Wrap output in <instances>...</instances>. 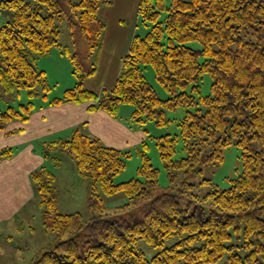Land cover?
Returning <instances> with one entry per match:
<instances>
[{
	"label": "trees",
	"instance_id": "obj_1",
	"mask_svg": "<svg viewBox=\"0 0 264 264\" xmlns=\"http://www.w3.org/2000/svg\"><path fill=\"white\" fill-rule=\"evenodd\" d=\"M111 4L2 0L0 8H10L13 15L0 28V89L25 88L32 98L47 100L51 86L36 60L61 46L76 84L49 104L88 102L89 111L113 117L122 104H131L135 121L152 119L158 125L167 123L166 108L186 107L180 134L157 138L171 184H159V168L151 163L146 143L138 176L115 183L130 151L79 128L68 139L44 142L45 157L62 151L76 161L92 216L85 220L80 212H60L55 174L47 168L33 172L43 226L54 237L32 264H217L224 256L229 264H264V0H171L168 5L141 0L139 16L149 30L134 36L114 85L99 93L87 88L86 79L97 72L106 29L99 9ZM64 22L72 46L60 42ZM147 66L168 98L148 80ZM205 73L213 79L207 95L201 90ZM20 106L0 109V122H25L36 107L33 101ZM179 136L185 155L176 157ZM232 144L241 149L243 165L231 185L221 188L207 178L199 185L210 184L211 190L196 192L192 178L205 165L221 164ZM12 153L11 147L0 150V158ZM121 191L127 202L109 212L103 195ZM140 240L158 252L147 257Z\"/></svg>",
	"mask_w": 264,
	"mask_h": 264
},
{
	"label": "crops",
	"instance_id": "obj_2",
	"mask_svg": "<svg viewBox=\"0 0 264 264\" xmlns=\"http://www.w3.org/2000/svg\"><path fill=\"white\" fill-rule=\"evenodd\" d=\"M139 3L140 0H122L121 2L117 0L116 3L115 0H112L111 5L99 9L101 18L105 20L107 17L109 24L105 20L106 29L97 58L101 65L113 62L111 65H107V70L112 72V86L122 70L123 58L135 36L133 20L138 26ZM107 13L109 16H106ZM135 13L136 16H134ZM59 48L64 54L62 47ZM112 65L113 67H111ZM91 78L88 79L91 80ZM87 81V87L95 91L108 86L106 82H101L96 87L89 85ZM50 100L49 97L47 100H43L44 105L35 103L34 111L25 122L19 121L11 126V128H23L22 132L9 136L5 134L7 130L0 131V147H14L10 156L0 158V262L20 263L26 261L28 264L30 258H34L48 246L47 239L38 244L30 238L36 231L30 221L31 214L34 215L39 208L41 209L31 177L33 172L41 168H47L53 172L56 177L59 211L74 212L67 205L61 206V200L72 201L76 198L71 189L61 188V184L58 183V174L54 170L56 167L62 166L64 159L69 158L71 164L73 163L72 170L75 173L77 172L76 161L71 155L62 153V151L57 154V157H45L42 149L44 142L68 139L76 128L98 137L107 145L114 147H118L116 143L126 142V137L130 136L129 127L105 111H89L88 104H49ZM68 179L70 182L74 180L71 176ZM61 189L63 190L61 191ZM31 205L37 206V209H31ZM3 240L4 242H2Z\"/></svg>",
	"mask_w": 264,
	"mask_h": 264
},
{
	"label": "rangeland",
	"instance_id": "obj_3",
	"mask_svg": "<svg viewBox=\"0 0 264 264\" xmlns=\"http://www.w3.org/2000/svg\"><path fill=\"white\" fill-rule=\"evenodd\" d=\"M1 1L2 0H0V2ZM74 1H79V0H74ZM116 1L117 0H115V3ZM118 1L121 2L122 0H118ZM164 1L166 5L170 4L171 2V0H164ZM107 6L108 5L105 6L103 5L102 8ZM166 13H167L166 11H163L161 13L160 19H164ZM12 15H13L12 10L10 8L7 7L0 8V28L3 24H5L8 20L12 18ZM99 16L101 17L100 12H99ZM106 16H109V13H107ZM134 16H136V13ZM105 18H106L105 19L106 22H108L109 24V19L107 17ZM133 22H134L135 35L137 34L145 35L149 30L150 26H147L143 22L141 16H139L138 18V26L135 25L134 20ZM61 30L62 32L60 36V42L63 45L70 44L72 46L73 39L71 36V32L68 25L65 22L63 24L61 23ZM190 45L196 48L201 47L200 43L198 42H191ZM95 56L96 55H94L92 59H94ZM36 62L40 69L46 71L48 83L51 86V89L48 91V97L50 99H53L54 97L63 96L66 89L75 86L76 77L72 72L73 70L72 63L65 54L61 53V49L59 48V46H53V48L48 54L38 57ZM112 63L113 62L101 65V63L98 62V58H97L96 61L97 72L93 76H91L92 78L89 77L91 78V80L87 78L89 82L87 81V79L86 81L89 85L91 84L96 87L99 86L101 82H106L108 86L102 88L101 90L97 89L96 92L100 93L103 89L106 88L109 89L112 86V77H111L112 72L107 70L108 67L107 65H111ZM111 67H113V65ZM145 74L148 80L153 84L154 88L156 89L157 93L161 98L165 99L170 96L168 91L157 80L155 76V71L152 66H147L145 68ZM212 81H213L212 76L209 73H205L203 75V77L201 78V90L203 94L207 95L211 93ZM87 88L93 90L90 87ZM187 90L191 91V87L189 86ZM43 100L44 99H42L41 97L32 98L29 95L28 89L25 88L15 89L11 92H5L0 89V109L2 110L7 109L9 106H13L19 109L21 107L20 106L21 104L23 103L27 104L30 101H33L34 103H36V105H38L39 103H42L44 105ZM83 104H88V102ZM186 110L187 108L183 106H179L175 109L166 108L165 118L167 120V123L164 125H158L155 122V120L152 119H146V121L143 123L139 121H135L133 118L134 107L131 104H122L120 106L119 112L115 118L121 120L129 127L130 136L128 138L126 137L127 139L126 142L124 143L119 142L116 144H118L117 148L130 151V155L126 159V165L124 169L121 172H119L117 175H115L114 177L115 183L127 181L133 177L138 176V168L142 164V155L140 152L142 149H144L145 146L144 143H146L145 150L150 158L151 163L155 167L159 168V184L163 187H167L171 184L167 169L160 156V151L157 145V138L167 133H171L173 135L180 134L179 122L184 118L186 114ZM16 122H19V120H13L11 122H5V121L0 122V124L5 126V128L0 127V131L7 130L5 134L9 136L22 132L23 128H19V127L11 128V126ZM10 147L12 149L14 148L13 146H4V147L2 146L0 147V150L2 151L3 149ZM176 147H177L176 157L185 155V151L183 150V140L180 136L177 141ZM51 152L53 154V150H51ZM241 153H242L241 149L236 144H232L225 149V159L221 164L205 165L203 167V171L201 173H197L192 178V181L195 184H198L195 191L200 194H205L209 190H211L210 184L205 183L199 185L201 181L207 178L211 179L213 184L219 185L221 188L229 187L231 185V178L236 177L238 173L242 170L243 162L241 158ZM56 168L54 172L58 174L59 185L61 184V188L64 187L63 189H71L73 196L76 198L75 200L72 201L69 199L61 200V206L64 207V205H67L68 208H70V210L74 212L82 213L84 219L88 220L92 216V211L87 203V198H88V191L86 192L87 184L84 182V180L80 177V175L77 172L75 173L73 172L72 170L73 163L71 164V160H69V158L67 160L64 159L62 161V166L60 168L57 169ZM70 176L74 178V180H72L71 182L68 179ZM63 189H61V191ZM103 198L108 208V211L111 213L115 212L118 206L126 203L128 200L127 195L122 191L112 195L104 194ZM35 208L37 209V206L31 205V209L35 210ZM30 221L36 230L35 233L30 237L33 240V242L34 243L38 242L39 244L42 241L45 242V240L47 239L48 243L46 244L49 245L51 243L52 237H54V234L53 233L49 234L45 231L43 226L42 210L40 208L39 210H37V212H35L34 215L31 214ZM173 241L174 239H170L166 241V245L171 244ZM2 242H4V240ZM139 247L144 250L147 257H152L154 254L158 252V248L152 246L151 244L147 243L144 240H140ZM33 259L34 258L32 259L30 258V262L28 264H32ZM0 264H27V263L26 261L20 263H14L9 261V262H0ZM217 264H229L227 256H224Z\"/></svg>",
	"mask_w": 264,
	"mask_h": 264
}]
</instances>
